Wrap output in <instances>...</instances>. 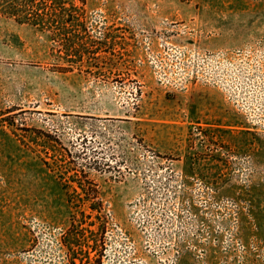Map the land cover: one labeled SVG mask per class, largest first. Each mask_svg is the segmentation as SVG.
<instances>
[{
  "label": "rangeland",
  "instance_id": "374dc122",
  "mask_svg": "<svg viewBox=\"0 0 264 264\" xmlns=\"http://www.w3.org/2000/svg\"><path fill=\"white\" fill-rule=\"evenodd\" d=\"M0 264H264V0H0Z\"/></svg>",
  "mask_w": 264,
  "mask_h": 264
}]
</instances>
